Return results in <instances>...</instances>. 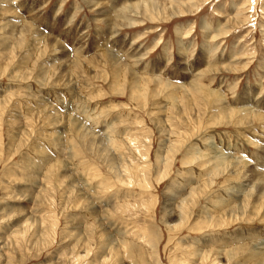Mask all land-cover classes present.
<instances>
[{
	"label": "rangeland",
	"instance_id": "rangeland-1",
	"mask_svg": "<svg viewBox=\"0 0 264 264\" xmlns=\"http://www.w3.org/2000/svg\"><path fill=\"white\" fill-rule=\"evenodd\" d=\"M0 264H264V0H0Z\"/></svg>",
	"mask_w": 264,
	"mask_h": 264
},
{
	"label": "bare ground",
	"instance_id": "bare-ground-1",
	"mask_svg": "<svg viewBox=\"0 0 264 264\" xmlns=\"http://www.w3.org/2000/svg\"><path fill=\"white\" fill-rule=\"evenodd\" d=\"M136 7H137V5H136ZM104 9H105V8H104ZM108 9H109V8H108ZM109 11H110V10H109ZM104 12H108L107 9H105V10L102 11V13H104ZM110 16H111V14H110Z\"/></svg>",
	"mask_w": 264,
	"mask_h": 264
}]
</instances>
